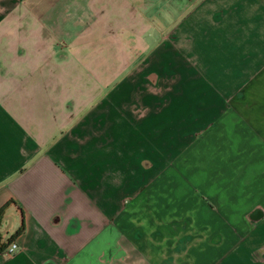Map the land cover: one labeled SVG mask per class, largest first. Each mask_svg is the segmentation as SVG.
Here are the masks:
<instances>
[{
  "label": "crops",
  "instance_id": "crops-1",
  "mask_svg": "<svg viewBox=\"0 0 264 264\" xmlns=\"http://www.w3.org/2000/svg\"><path fill=\"white\" fill-rule=\"evenodd\" d=\"M62 1L0 0V264H264V0Z\"/></svg>",
  "mask_w": 264,
  "mask_h": 264
},
{
  "label": "rangeland",
  "instance_id": "rangeland-1",
  "mask_svg": "<svg viewBox=\"0 0 264 264\" xmlns=\"http://www.w3.org/2000/svg\"><path fill=\"white\" fill-rule=\"evenodd\" d=\"M61 2V1H60ZM62 5H58L57 7L65 8V12L70 14L80 13L81 19H85V23L90 19L102 20L103 21V12L97 9H103L105 6L102 4L103 0H63ZM92 2V4H89ZM78 3V5H77ZM95 17V18H94ZM98 21L96 23H98ZM83 22V21H81ZM95 24V23H94ZM95 26V25H94ZM116 40L115 37L112 38ZM262 209V212L260 211ZM252 208L249 212V216L253 219H258L264 213V208ZM261 212V213H260Z\"/></svg>",
  "mask_w": 264,
  "mask_h": 264
},
{
  "label": "trees",
  "instance_id": "trees-1",
  "mask_svg": "<svg viewBox=\"0 0 264 264\" xmlns=\"http://www.w3.org/2000/svg\"><path fill=\"white\" fill-rule=\"evenodd\" d=\"M6 205H7V202H5L4 204H2L0 206V222H1V218L3 216ZM23 227H24V224L21 223L20 226L18 227L17 231L18 230L20 231L21 229H23ZM13 236L14 235H11L10 237H13ZM8 239H10V238H8ZM6 243H7V241L1 239V233H0V249H3L6 245Z\"/></svg>",
  "mask_w": 264,
  "mask_h": 264
},
{
  "label": "built area",
  "instance_id": "built-area-1",
  "mask_svg": "<svg viewBox=\"0 0 264 264\" xmlns=\"http://www.w3.org/2000/svg\"><path fill=\"white\" fill-rule=\"evenodd\" d=\"M19 247V243L15 238H11L7 241L4 250L7 252H13Z\"/></svg>",
  "mask_w": 264,
  "mask_h": 264
}]
</instances>
